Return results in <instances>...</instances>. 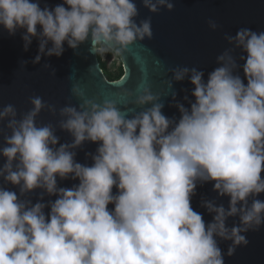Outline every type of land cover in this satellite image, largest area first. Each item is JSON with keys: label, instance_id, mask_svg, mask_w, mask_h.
Segmentation results:
<instances>
[{"label": "clouds", "instance_id": "9594fccd", "mask_svg": "<svg viewBox=\"0 0 264 264\" xmlns=\"http://www.w3.org/2000/svg\"><path fill=\"white\" fill-rule=\"evenodd\" d=\"M143 5L152 13L175 7L170 0ZM138 15L133 0H64L54 8L0 0V27L11 36L22 30L25 51L39 41L34 64L62 56L65 43L76 50L90 42L93 54L122 58L153 37L151 18L138 24ZM225 38L233 48L217 57L207 81L196 67L171 70V87L185 79L194 85L190 109L175 105L178 121L163 114L149 88L132 101L139 112L86 100L59 110V127L74 139L57 147L54 126L37 124L42 110L55 115V106L34 96L19 118L12 104L0 109L11 130L0 148V178L20 192L0 186V264H225L220 240L231 241L228 256L249 244L246 233L264 227V200L257 198L264 193V31L241 28ZM235 49L247 54L240 57L247 84L236 74ZM85 142L99 145L91 166L75 159ZM57 177L79 184L59 187ZM212 181L230 201L228 208L202 201L214 213L206 224L191 201L198 184ZM37 189L58 198L47 205L20 198ZM230 217L239 223L229 227Z\"/></svg>", "mask_w": 264, "mask_h": 264}, {"label": "water", "instance_id": "95a60500", "mask_svg": "<svg viewBox=\"0 0 264 264\" xmlns=\"http://www.w3.org/2000/svg\"><path fill=\"white\" fill-rule=\"evenodd\" d=\"M63 2L64 0H39L41 8H54ZM133 2L139 12L135 18L138 24L141 20L151 18L153 37L137 42L129 47L122 58L118 57L123 67V75L116 81L107 78L99 56L89 50L90 42L81 44L76 50L65 43L62 56L45 55L39 64H34L32 61L39 54V41L34 38L25 51L22 30L11 36L0 27V109L12 104L17 109L19 118L33 107L30 98L34 96L41 97L46 105L55 106L56 114L53 115L45 108L37 117V124L54 126L55 135L59 138L57 147L70 144L74 139L69 132L59 127L62 119L59 110L69 105L79 108L86 100L97 103L113 101L127 111L128 108L136 107L132 103L136 96L149 88L153 94L161 97L163 114L178 121L181 113L175 105L179 102L190 109L191 103L195 101L192 96L194 85L189 79H185L182 82L173 81L171 87V70L184 66L196 67L204 73L207 81L208 74L220 66L217 57L225 50L233 48L226 40V35L235 36L241 28L264 31V0H170L175 5L174 9L169 11L161 8L158 13H152L146 8L143 0ZM209 20H214L219 25L215 31L209 27ZM233 55L239 64L236 74L247 84L243 71L245 61L240 59L247 54L241 49H235ZM23 61H27V64L24 65ZM73 88L78 89L80 95L74 94ZM127 92L133 95L128 96ZM173 92L176 94L175 100ZM135 110L139 112L143 109ZM132 115L134 113L130 112L129 118ZM6 125L7 121H0V148L5 146L4 137L11 134ZM98 147L97 143L85 142L81 148L75 150L76 161L91 166L94 163L92 155L96 154ZM5 163L6 158L0 154V167ZM57 181L58 186L63 188H72L79 184L78 179L71 178L61 180L57 177ZM214 183L198 184L196 195L191 201L194 211L202 214L206 224L213 221L214 213H209L202 206V201H215L217 206L223 205L225 208H228L230 201L228 196L221 197L214 190ZM0 186L20 195L18 186L6 184L2 178ZM117 191L113 189L114 194ZM20 198L30 200L33 205L37 202L47 205L58 197L49 196L43 190L37 189ZM257 198L264 200V193ZM109 208L114 209V205H109ZM44 211L47 215L51 209L46 207ZM238 223L239 217H230L227 221L229 227ZM246 236L249 244L238 247L233 256L227 255L231 241H219L225 254V264H264V227L258 231H249Z\"/></svg>", "mask_w": 264, "mask_h": 264}, {"label": "trees", "instance_id": "16d2710c", "mask_svg": "<svg viewBox=\"0 0 264 264\" xmlns=\"http://www.w3.org/2000/svg\"><path fill=\"white\" fill-rule=\"evenodd\" d=\"M109 56L113 57L111 54H109ZM99 58L103 72L110 81H116L122 77L123 67L118 57H115L116 60L111 67H109L108 64L102 59V55H100Z\"/></svg>", "mask_w": 264, "mask_h": 264}, {"label": "rangeland", "instance_id": "374dc122", "mask_svg": "<svg viewBox=\"0 0 264 264\" xmlns=\"http://www.w3.org/2000/svg\"><path fill=\"white\" fill-rule=\"evenodd\" d=\"M102 59L108 64L109 67H111L116 60L115 57H110L109 54L102 55Z\"/></svg>", "mask_w": 264, "mask_h": 264}]
</instances>
